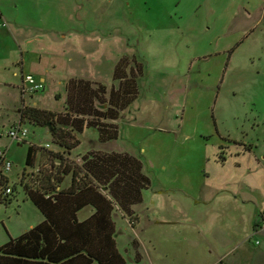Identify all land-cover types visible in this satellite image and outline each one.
<instances>
[{
  "label": "rangeland",
  "instance_id": "1",
  "mask_svg": "<svg viewBox=\"0 0 264 264\" xmlns=\"http://www.w3.org/2000/svg\"><path fill=\"white\" fill-rule=\"evenodd\" d=\"M0 11V64L13 62L6 77L18 80L11 73L19 48L23 72L37 66L35 49L42 67L55 62L44 89L25 102L0 85V150L12 164L3 170L11 200L0 202V246L43 219L19 182L37 186L41 173L60 171L53 153L72 167L88 152L117 151L137 157L149 178L132 206L134 226L113 212L125 264H264V226L255 232L264 211V0H0ZM13 22L30 34L27 45L11 36ZM122 57L131 60L128 71L139 62L141 74L135 100L117 119H102L117 126L116 139L101 141L87 127L67 152L29 122L23 143L7 137L21 105L63 113L69 78L116 87L112 72ZM253 184L261 192L255 200L242 193ZM219 234L240 235L239 248L203 253L196 241Z\"/></svg>",
  "mask_w": 264,
  "mask_h": 264
},
{
  "label": "trees",
  "instance_id": "2",
  "mask_svg": "<svg viewBox=\"0 0 264 264\" xmlns=\"http://www.w3.org/2000/svg\"><path fill=\"white\" fill-rule=\"evenodd\" d=\"M129 62L122 57L115 64L112 78L118 81L116 87L112 85L107 91L103 84L69 78L63 113L21 105L19 121L46 128L51 141L67 152L79 145L75 133L87 127L96 128L101 141L116 139L117 126L102 119H117L137 96L141 64L132 59L136 65L128 71ZM35 148L27 147L28 167L34 165ZM37 148L46 150L43 146ZM52 156L62 164L60 171L41 173L37 186L22 183V179L19 182L43 219L0 246V264H125L115 241L112 213L118 210L135 225L137 217L132 206L141 203L142 191L149 185L141 161L127 152L91 151L80 156L81 164L71 167L58 152ZM66 176L70 177L69 184L62 187ZM7 183L0 173V202L11 200L4 193ZM87 205L93 207V212L79 220L77 212ZM138 258L135 252L136 262Z\"/></svg>",
  "mask_w": 264,
  "mask_h": 264
},
{
  "label": "crops",
  "instance_id": "3",
  "mask_svg": "<svg viewBox=\"0 0 264 264\" xmlns=\"http://www.w3.org/2000/svg\"><path fill=\"white\" fill-rule=\"evenodd\" d=\"M2 18H3V13L0 11V19H2ZM10 22L12 23L11 20H10ZM13 23H14L13 26L11 24V27H12L11 36L17 41L19 47H21V45H27L29 40L28 39L26 40V38H28L30 36V34H27V33H24L21 31V27L23 26L22 24H20L18 22L17 23L13 22ZM61 37L64 38L65 35L62 34ZM49 39L52 40L51 38H49ZM48 48H51V50H53V47H51V46H48ZM37 50H39V49H37ZM37 50L36 49L34 50L36 52L35 53V59H36V65L37 66L30 65L28 67L27 71L23 72L25 60H24V56L22 55V51L19 48V56H17L16 60L14 61L15 63L13 64V66L15 67V71H13L11 73L12 77L18 78L17 82L13 83V81L10 80L9 77L5 76V75H7V73L10 74V72H7V70L5 68H7V66L9 64H12L13 62H10V63L6 62L4 64H0V70H2V76H3L1 78L2 80L0 81V85H3L5 88H8L9 90H17V95L19 96L20 100H23L22 102H25V96H27V95H23L20 93L21 75L25 74V73H32L37 79H40V80L46 82L49 79V77L52 76L51 73L53 72V69H55V65H54L55 62L54 61H51L49 64H47L45 68H44V66L42 67L41 65H39L40 62L44 58L42 57L41 53L37 52ZM72 50L74 51V48ZM59 51H60V49H59ZM62 53H63V51H62ZM77 53L80 54L81 51L77 52ZM28 96H31V95H28ZM16 121H18V119ZM6 156H7V154H6ZM256 165H259V164H256ZM251 173L256 174L255 170H253ZM65 180H67V182L64 185ZM69 181H70V177H69V179L64 178V181L62 182L61 186H64V187L67 186L69 184ZM257 187L258 186L255 184H253V186H250V187L247 186L248 189L245 190V192H242L244 194V197L246 195H248L249 197H253L252 199H254V200H255V197L257 194L260 197L261 192H260V190H258ZM216 196H219V195H216ZM84 210H86V213L84 215H82V217L80 218L79 214L81 211H84ZM92 212H93V207L90 205H87V206H84L83 208H81L77 212V217L79 220H83L86 217H88ZM112 216H113V213H112ZM236 238L239 239V242H237L238 239H236ZM240 239H241V236L238 234L228 235V236L223 235V234H219V235L213 236L210 242L208 241V237H207V239L202 238L201 241H196V242L198 243V245L201 248V251L203 253L211 254L212 257L215 258L217 256L230 254L234 249H238L240 246L238 243H240L242 241ZM252 241L254 243H256L257 245H259L261 242V239L259 241L257 239L252 240ZM201 242H204L203 245H200ZM165 256H168L167 253H165Z\"/></svg>",
  "mask_w": 264,
  "mask_h": 264
},
{
  "label": "built area",
  "instance_id": "4",
  "mask_svg": "<svg viewBox=\"0 0 264 264\" xmlns=\"http://www.w3.org/2000/svg\"><path fill=\"white\" fill-rule=\"evenodd\" d=\"M5 23H1L0 26H4ZM44 89V82L40 79L35 78L30 73H26L21 78L20 83V93L23 95H32L33 93L39 92ZM28 134V130L25 127L24 123L18 121L11 125L8 132L7 137H9L12 141L24 142L26 140V136ZM44 147H48V144H45ZM6 150H0V173L3 174L4 171L10 170L12 167L11 161L6 158ZM11 192V188L7 186L4 189V193L9 194ZM264 226V211L260 214L258 221L256 223V231L260 232L263 230Z\"/></svg>",
  "mask_w": 264,
  "mask_h": 264
}]
</instances>
